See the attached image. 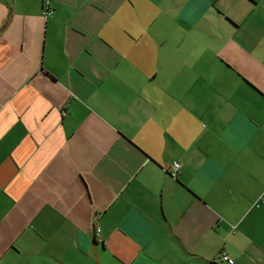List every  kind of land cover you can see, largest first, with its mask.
<instances>
[{"label": "crops", "instance_id": "1", "mask_svg": "<svg viewBox=\"0 0 264 264\" xmlns=\"http://www.w3.org/2000/svg\"><path fill=\"white\" fill-rule=\"evenodd\" d=\"M223 253L264 264V0H0V264Z\"/></svg>", "mask_w": 264, "mask_h": 264}, {"label": "built area", "instance_id": "2", "mask_svg": "<svg viewBox=\"0 0 264 264\" xmlns=\"http://www.w3.org/2000/svg\"><path fill=\"white\" fill-rule=\"evenodd\" d=\"M44 13H45L46 16H49V15L52 13V10L49 9V8H47V9L45 10ZM180 166H181V163L178 162V161H176V162H174V163L172 164V167H170V169H171V173H172V175H173L175 178L178 176ZM221 259H222L223 261L228 262L229 264H233V263H234V260H233L232 258H230V257H229L227 254H225V253H223V254L221 255Z\"/></svg>", "mask_w": 264, "mask_h": 264}, {"label": "rangeland", "instance_id": "3", "mask_svg": "<svg viewBox=\"0 0 264 264\" xmlns=\"http://www.w3.org/2000/svg\"><path fill=\"white\" fill-rule=\"evenodd\" d=\"M217 260H218V263L220 264H227L226 262L222 261L220 258H218Z\"/></svg>", "mask_w": 264, "mask_h": 264}, {"label": "bare ground", "instance_id": "4", "mask_svg": "<svg viewBox=\"0 0 264 264\" xmlns=\"http://www.w3.org/2000/svg\"><path fill=\"white\" fill-rule=\"evenodd\" d=\"M172 177H173V175H171ZM220 259H221V257H220ZM234 260V259H233ZM226 262V261H225ZM228 263V262H227ZM229 264V263H228Z\"/></svg>", "mask_w": 264, "mask_h": 264}, {"label": "trees", "instance_id": "5", "mask_svg": "<svg viewBox=\"0 0 264 264\" xmlns=\"http://www.w3.org/2000/svg\"><path fill=\"white\" fill-rule=\"evenodd\" d=\"M169 172H171V170H169Z\"/></svg>", "mask_w": 264, "mask_h": 264}]
</instances>
